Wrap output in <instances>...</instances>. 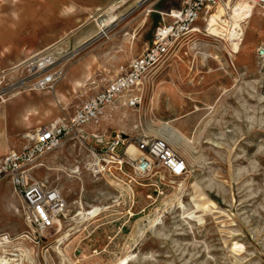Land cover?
Here are the masks:
<instances>
[{
  "label": "rangeland",
  "instance_id": "obj_1",
  "mask_svg": "<svg viewBox=\"0 0 264 264\" xmlns=\"http://www.w3.org/2000/svg\"><path fill=\"white\" fill-rule=\"evenodd\" d=\"M182 1L0 0V159L140 55L162 13ZM112 14L103 34L99 24ZM47 54L53 61L37 69ZM57 72L54 83L37 85ZM153 77L142 107L108 113L123 126L141 118L187 160V173L155 171L128 186L127 178L94 175L89 153L64 141L33 172L66 201L60 226L41 240L16 239L28 227L12 185L0 183V237L13 239L0 240V264H264V13L252 12L237 53L196 32ZM120 132L137 138L108 130ZM81 206L102 209L86 219Z\"/></svg>",
  "mask_w": 264,
  "mask_h": 264
},
{
  "label": "built area",
  "instance_id": "obj_2",
  "mask_svg": "<svg viewBox=\"0 0 264 264\" xmlns=\"http://www.w3.org/2000/svg\"><path fill=\"white\" fill-rule=\"evenodd\" d=\"M239 4L252 8V12L264 13V0H183L181 6L162 13L167 19L156 27L152 43L140 55L122 65L118 73L100 88L85 93L72 114L22 134L21 146L10 149L0 159V183L12 185L28 227L16 239L25 237L39 241L56 225L60 226L66 201L59 190L36 180L33 172L37 161L64 141L73 140L89 153V169L94 175L127 178L128 186L155 171H164L176 179L187 173V160L164 138L152 134L135 138L133 143L138 154L133 156L128 151L132 140L121 132L107 131L95 136L86 131L84 125L103 110L142 107L148 95L146 89L151 86L160 63L178 47L185 46L195 26L215 17L220 7L223 8L221 14L226 17ZM259 51L262 53L263 49ZM59 77L60 74L50 77L47 82L45 78L40 80V87L54 83ZM161 184V180H156V186ZM0 240L9 242L13 239L3 234Z\"/></svg>",
  "mask_w": 264,
  "mask_h": 264
},
{
  "label": "bare ground",
  "instance_id": "obj_3",
  "mask_svg": "<svg viewBox=\"0 0 264 264\" xmlns=\"http://www.w3.org/2000/svg\"><path fill=\"white\" fill-rule=\"evenodd\" d=\"M21 8L18 9V11ZM71 10L74 9V5L71 6ZM220 13L217 10L216 16L211 18L207 21V23L204 25L203 29H200L198 26H195L191 34H194L196 32L202 33L206 36L214 38V40L217 41H228L231 46L232 53H237L239 51L240 45L242 43V39L244 36V29L248 26L250 22V18L252 17V8L247 7L243 4H239L238 6H235L232 8V12L229 14V19L226 21L223 19V15L221 14L223 12V8L220 7ZM22 10V9H21ZM117 20V16L115 14H112L106 23H100V31L103 34H106L104 27L108 25L111 22H114ZM131 38L133 35H130ZM46 51H49V49L44 50V53ZM52 54H47L45 58H42L41 60L37 61V64L35 65L37 69H44L48 67L52 59ZM21 64H18L16 67H20ZM59 75V72L49 76L48 78H45L44 80L47 82L50 77H57ZM38 86L41 85L39 82L37 84ZM20 93V91H17L15 94ZM0 99L5 101V98L3 95L0 96ZM131 121L127 125H122L120 121L114 119L109 113L108 109L103 110L98 114L90 123H87L84 125V129L91 133L92 135L99 136L103 133H106L109 129H120V128H128V130L132 133L133 137H143L144 135H148V133L145 131V128H143L142 120L137 115L133 116L132 119L127 120ZM3 121L0 116V130L2 129ZM180 136V137H179ZM175 136V139H179L180 141H184L185 143H191L188 139L184 138L181 135ZM178 137V138H177ZM129 153H131L133 156H136L138 154V151L134 145L133 142L130 143L128 148ZM42 165V163H39L37 166ZM76 171V170H75ZM101 207H95L90 211H85L84 208L81 206L78 210L77 215H80L82 218H94L99 215Z\"/></svg>",
  "mask_w": 264,
  "mask_h": 264
}]
</instances>
